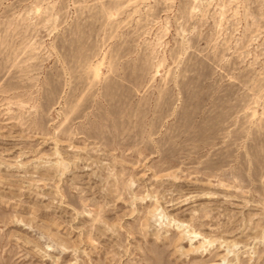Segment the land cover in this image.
<instances>
[{"label": "rangeland", "instance_id": "obj_1", "mask_svg": "<svg viewBox=\"0 0 264 264\" xmlns=\"http://www.w3.org/2000/svg\"><path fill=\"white\" fill-rule=\"evenodd\" d=\"M0 264H264V0H0Z\"/></svg>", "mask_w": 264, "mask_h": 264}, {"label": "bare ground", "instance_id": "obj_2", "mask_svg": "<svg viewBox=\"0 0 264 264\" xmlns=\"http://www.w3.org/2000/svg\"><path fill=\"white\" fill-rule=\"evenodd\" d=\"M198 236V234H195V237H197Z\"/></svg>", "mask_w": 264, "mask_h": 264}]
</instances>
